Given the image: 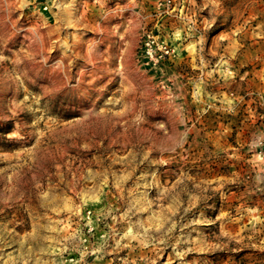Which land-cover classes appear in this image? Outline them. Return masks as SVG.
Wrapping results in <instances>:
<instances>
[{
  "label": "rangeland",
  "instance_id": "rangeland-1",
  "mask_svg": "<svg viewBox=\"0 0 264 264\" xmlns=\"http://www.w3.org/2000/svg\"><path fill=\"white\" fill-rule=\"evenodd\" d=\"M0 264H264V0H0Z\"/></svg>",
  "mask_w": 264,
  "mask_h": 264
}]
</instances>
